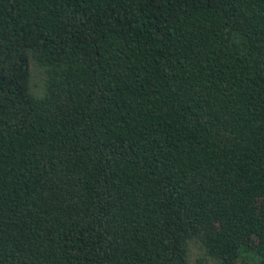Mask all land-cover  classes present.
I'll list each match as a JSON object with an SVG mask.
<instances>
[{
  "label": "trees",
  "instance_id": "16d2710c",
  "mask_svg": "<svg viewBox=\"0 0 264 264\" xmlns=\"http://www.w3.org/2000/svg\"><path fill=\"white\" fill-rule=\"evenodd\" d=\"M0 264H264V0H0Z\"/></svg>",
  "mask_w": 264,
  "mask_h": 264
},
{
  "label": "rangeland",
  "instance_id": "374dc122",
  "mask_svg": "<svg viewBox=\"0 0 264 264\" xmlns=\"http://www.w3.org/2000/svg\"><path fill=\"white\" fill-rule=\"evenodd\" d=\"M31 73H32L31 74V82H32V85L33 86H36V87H34V91L38 93L42 89L40 72H39V70L36 67H34L32 65V67H31ZM195 252H197V250L195 248H193L192 253H195ZM193 259H194V256L191 257V260L192 261H193Z\"/></svg>",
  "mask_w": 264,
  "mask_h": 264
}]
</instances>
